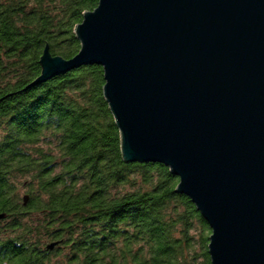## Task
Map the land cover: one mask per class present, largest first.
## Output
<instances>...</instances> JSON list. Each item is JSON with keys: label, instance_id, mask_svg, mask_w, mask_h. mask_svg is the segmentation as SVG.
<instances>
[{"label": "trees", "instance_id": "1", "mask_svg": "<svg viewBox=\"0 0 264 264\" xmlns=\"http://www.w3.org/2000/svg\"><path fill=\"white\" fill-rule=\"evenodd\" d=\"M97 5L0 0V264H211V230L178 178L123 159L103 68L35 82L44 49L77 54Z\"/></svg>", "mask_w": 264, "mask_h": 264}, {"label": "water", "instance_id": "2", "mask_svg": "<svg viewBox=\"0 0 264 264\" xmlns=\"http://www.w3.org/2000/svg\"><path fill=\"white\" fill-rule=\"evenodd\" d=\"M74 32L35 82L100 65L123 159L178 178L211 264H264V0H98Z\"/></svg>", "mask_w": 264, "mask_h": 264}, {"label": "rangeland", "instance_id": "3", "mask_svg": "<svg viewBox=\"0 0 264 264\" xmlns=\"http://www.w3.org/2000/svg\"><path fill=\"white\" fill-rule=\"evenodd\" d=\"M21 180V179H20ZM19 181V180H18ZM17 181V182H18ZM21 190V189H20ZM67 250H65L64 252H66ZM53 255V254H52ZM51 260H50V263L51 264H57L58 262H63L64 261V254H56V255H54V256H52L51 258H50Z\"/></svg>", "mask_w": 264, "mask_h": 264}]
</instances>
